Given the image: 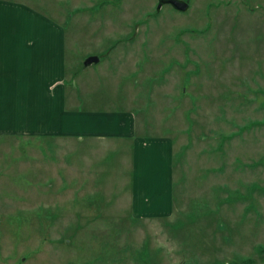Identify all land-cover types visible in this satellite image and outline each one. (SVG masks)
Segmentation results:
<instances>
[{"label": "rangeland", "instance_id": "1", "mask_svg": "<svg viewBox=\"0 0 264 264\" xmlns=\"http://www.w3.org/2000/svg\"><path fill=\"white\" fill-rule=\"evenodd\" d=\"M183 1L28 0L63 25L82 110L174 141L176 211L131 219L111 150L94 174L61 143L0 141V264H264V0Z\"/></svg>", "mask_w": 264, "mask_h": 264}, {"label": "crops", "instance_id": "2", "mask_svg": "<svg viewBox=\"0 0 264 264\" xmlns=\"http://www.w3.org/2000/svg\"><path fill=\"white\" fill-rule=\"evenodd\" d=\"M66 58L57 18L28 0H0V141L35 139L41 152L49 144L56 151L61 143L62 155L71 160L78 153L94 174L102 171L99 154L116 152L129 169L125 199L131 219L170 220L176 211L174 141L169 135H140L146 125H137L133 113L82 110V84L69 78ZM37 158L43 174L60 167ZM78 165L64 167L74 174Z\"/></svg>", "mask_w": 264, "mask_h": 264}, {"label": "water", "instance_id": "3", "mask_svg": "<svg viewBox=\"0 0 264 264\" xmlns=\"http://www.w3.org/2000/svg\"><path fill=\"white\" fill-rule=\"evenodd\" d=\"M169 5L171 6L175 11L185 13L189 9V4L183 0H158L157 3V10H160L162 6ZM99 62L98 57L91 56L88 57L84 63L83 66L86 68L90 66L91 64H96Z\"/></svg>", "mask_w": 264, "mask_h": 264}]
</instances>
